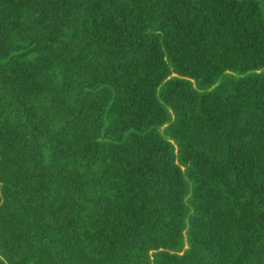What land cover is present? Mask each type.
<instances>
[{
  "label": "trees",
  "instance_id": "1",
  "mask_svg": "<svg viewBox=\"0 0 264 264\" xmlns=\"http://www.w3.org/2000/svg\"><path fill=\"white\" fill-rule=\"evenodd\" d=\"M0 264H264V0H0Z\"/></svg>",
  "mask_w": 264,
  "mask_h": 264
}]
</instances>
